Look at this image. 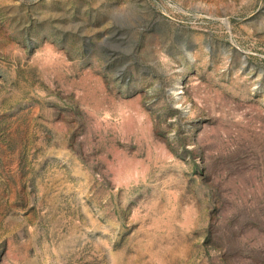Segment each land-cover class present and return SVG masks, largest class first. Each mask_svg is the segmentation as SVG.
Segmentation results:
<instances>
[{"label":"rangeland","instance_id":"374dc122","mask_svg":"<svg viewBox=\"0 0 264 264\" xmlns=\"http://www.w3.org/2000/svg\"><path fill=\"white\" fill-rule=\"evenodd\" d=\"M0 264H264V0H0Z\"/></svg>","mask_w":264,"mask_h":264}]
</instances>
